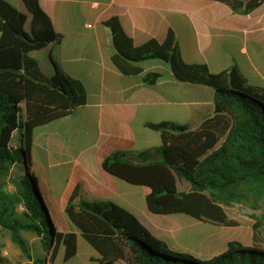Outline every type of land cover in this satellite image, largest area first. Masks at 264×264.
I'll return each mask as SVG.
<instances>
[{
    "label": "trees",
    "instance_id": "16d2710c",
    "mask_svg": "<svg viewBox=\"0 0 264 264\" xmlns=\"http://www.w3.org/2000/svg\"><path fill=\"white\" fill-rule=\"evenodd\" d=\"M22 1L32 16L30 35L25 31L27 16L0 0V228L10 234L22 257L32 264L46 263L32 253L25 238L33 234L44 252L50 246L49 264L62 253L65 263L73 260L78 237L69 232L70 222L99 255L95 264H264V87L249 85L236 67L215 74L206 65L187 63L173 32L164 42L136 46L118 19L105 23L115 48L112 63L124 76H142L140 64L148 60L167 62L178 82L214 91V115L195 130L173 123L151 125L161 134L159 147L115 151L104 159L103 170L116 181L147 189V209L154 216L184 215L236 226L227 207L241 204L262 210L252 216V246L232 241L224 255L209 260L173 252L136 216L111 201L86 198L76 188L62 211L46 196L45 182L32 162L34 134L67 118L88 98L80 81L59 73L48 78L31 58L62 36L41 0ZM217 1L234 11L244 7L245 15L264 4ZM159 78L149 74L144 82L154 86ZM179 184L189 189L180 191ZM0 264H12L1 247Z\"/></svg>",
    "mask_w": 264,
    "mask_h": 264
},
{
    "label": "crops",
    "instance_id": "0c3cea01",
    "mask_svg": "<svg viewBox=\"0 0 264 264\" xmlns=\"http://www.w3.org/2000/svg\"><path fill=\"white\" fill-rule=\"evenodd\" d=\"M5 1L27 16L25 31L30 35L32 16L23 1ZM41 6L62 38L31 58L48 78L59 73L80 81L88 98L85 106L34 134L32 162L45 182L46 196L64 211L79 188L86 198L111 201L132 213L173 252H194L208 260L225 253L227 247L206 248L209 252L205 254L200 239L196 251L187 249L188 231L211 223L191 218V222H178V228H159L158 222L149 220L147 191L143 193L146 209L139 217L133 200L137 188L116 181L103 170L104 159L115 151L159 147L161 134L151 125L173 123L195 130L205 120L202 117L214 115V91L178 82L167 62L148 60L140 64L142 76H124L112 63L115 48L105 23L118 19L136 46L151 40L164 42L173 32L187 63L206 65L215 74L236 67L249 85L264 87L260 61L264 43L259 36L264 31L259 28L264 25V4L248 15L217 0H41ZM232 42L237 44L235 51L227 47ZM149 74L160 75L156 85L144 82ZM251 76L263 85H253ZM67 225L79 241L77 230L70 222Z\"/></svg>",
    "mask_w": 264,
    "mask_h": 264
},
{
    "label": "rangeland",
    "instance_id": "374dc122",
    "mask_svg": "<svg viewBox=\"0 0 264 264\" xmlns=\"http://www.w3.org/2000/svg\"><path fill=\"white\" fill-rule=\"evenodd\" d=\"M217 11L224 13L220 9H218ZM243 11H244V7H240L234 12L241 14V15H245L243 14ZM228 22L230 21H225V23H228ZM259 28H264V25ZM259 36L264 43V31L259 33ZM259 45L261 47V44ZM262 46L264 48V44ZM227 47H231L235 51L237 48V44L235 42H232L230 46L228 44ZM260 61H263L262 67L264 68V57ZM251 77H252V80L250 81L253 85H263L261 84L259 79H256L253 76ZM209 117H211V115H205L202 118L206 119ZM202 118H201V121H202ZM15 171L17 172V170ZM188 189L189 188L187 185L179 184L180 191H187ZM10 190L13 191L14 188L10 187ZM136 190H138V193L133 197L134 198L133 200L138 209L137 210L138 216L139 215L143 216L141 211L143 209L144 210L146 209L143 193L146 191L148 192V190L144 188H137ZM261 211L262 210H253L249 206L241 205V204H236L231 207H227L226 212L229 218L232 221H235L237 225L236 226H214L211 224H206L200 228L201 230L197 228L190 229L188 231V235L186 233V235L188 236L186 238L187 239L186 241L189 240L188 243L186 244L187 249H192L193 251H196L197 242L199 241V239L201 240V244H203L202 246L204 247L203 250L205 254L209 252V250L206 248L219 250L224 247H227L228 244L232 241H238V242H241L247 245L253 243L252 230H251V225L253 223L252 216L259 215ZM150 216L152 218L150 217L149 220L151 221L154 220V222H158L160 224L159 228L164 227L165 229L168 227H176V228L180 227V225L177 224L180 221H187V222L192 221L191 218L184 216V215H173V216H164V217H154L152 215ZM25 238L29 242V246L32 249V253L35 256H39L41 259H46L45 264H49L48 261L51 258V252H49L50 246L49 245L46 246V252H44L40 248L39 237L33 234H26ZM0 247L2 250L3 257L9 260L12 264H32L22 257V254L19 248L13 244L10 234L2 230L1 228H0ZM191 253H192L191 256L196 257L194 252H191ZM224 254L225 253L220 254L219 256L214 257L212 259L219 258ZM97 258H99V255L96 253V251L92 247H90L85 241L80 239L78 241V253L76 257L73 260L65 263L64 253H62L55 260V264H95L94 260ZM117 264H123V263H117Z\"/></svg>",
    "mask_w": 264,
    "mask_h": 264
}]
</instances>
